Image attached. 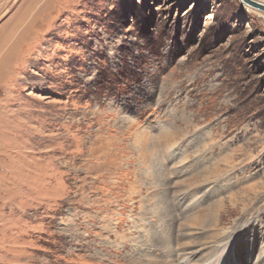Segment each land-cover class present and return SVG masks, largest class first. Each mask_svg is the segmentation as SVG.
Returning <instances> with one entry per match:
<instances>
[{"label": "rangeland", "instance_id": "obj_1", "mask_svg": "<svg viewBox=\"0 0 264 264\" xmlns=\"http://www.w3.org/2000/svg\"><path fill=\"white\" fill-rule=\"evenodd\" d=\"M6 7L0 264H264L263 11L240 0Z\"/></svg>", "mask_w": 264, "mask_h": 264}, {"label": "bare ground", "instance_id": "obj_2", "mask_svg": "<svg viewBox=\"0 0 264 264\" xmlns=\"http://www.w3.org/2000/svg\"><path fill=\"white\" fill-rule=\"evenodd\" d=\"M246 128V127H245ZM166 137H169L170 135H171V132L170 133H168V132H166L165 134H164ZM133 137H134V140H136L135 142L137 143L138 142V144H140V143H142V144H144V142H146L145 140H146V135H144V134H142V130L141 129H139L138 131L136 130V131H134V133H133ZM165 138V137H164ZM168 139H166V141H167ZM165 141V140H164ZM172 142V141H171ZM141 144V145H142ZM146 144H147V142H146ZM207 144V143H206ZM106 146V145H105ZM143 146V148L139 151V153L141 154V156H143V158L145 159L146 158V153H145V151H143V149H144V145H142ZM101 147H103L102 145H101ZM247 147V146H246ZM204 148V147H203ZM109 149V148H108ZM137 149H138V146H137ZM205 149H206V147H205ZM243 149V148H242ZM100 150H102L101 148H100ZM145 150V149H144ZM101 152V151H100ZM223 157H224V159L223 160H227V162H228V159L230 160V158H232V154H231V152H228V153H225V155H223ZM252 157V156H251ZM139 158V157H138ZM144 164L145 165H147L146 164V161H144ZM220 164V163H219ZM217 162H215V163H213V165H212V167L210 168V169H207V170H205V173H204V179L205 180H207V179H209L208 177V175L207 174H209L210 173V175L211 176H217L219 173H220V171H221V166L219 165ZM151 170V169H150ZM141 173H144V171H142ZM141 175H144V174H141ZM134 177L135 178H137V179H141V178H139V176L138 175H134ZM202 177V176H201ZM198 178V177H197ZM217 178V177H216ZM196 181V178L195 177H191L190 178V181ZM137 181H139V180H137ZM138 183V182H137ZM132 184V186H138V185H136L135 184V182H133V183H131ZM254 186V185H253ZM251 188V187H250ZM234 195V194H233ZM235 197L233 196V197H231V201L233 202V203H235ZM239 200H241V199H239ZM240 202V201H239ZM212 204V203H211ZM222 199L221 200H219L218 201V203H216V204H214L213 205V209H212V211L210 212V214L211 215H214L216 212H218L219 211V209L221 208L222 209ZM231 205V204H230ZM243 205V204H242ZM210 206V205H209ZM248 206V205H247ZM236 207V206H235ZM243 208H245V206L243 207ZM249 208V207H248ZM210 209V208H209ZM247 209V208H246ZM211 210V209H210ZM245 210V209H244ZM224 211V210H223ZM235 211V210H234ZM200 212V211H199ZM203 213H205V214H208L209 212H204V211H202ZM198 216H199V214H198ZM200 216H202L201 214H200ZM204 216V215H203ZM205 217H206V215H205ZM211 217V216H210ZM222 217V216H221ZM196 218H197V216H196ZM214 218V217H213ZM216 218V217H215ZM205 219H207V218H205ZM212 219V218H211ZM193 220H194V218H193ZM204 220V219H203ZM190 222V221H189ZM198 222V221H197ZM197 222L196 223H194L195 225L197 224ZM219 222V216L217 217V220H216V222L214 223V225L212 224V230L213 231H215L216 233H218V231H217V229L216 228H219L218 227V224L216 225V223H218ZM204 223H205V225L207 226V225H209V222L207 223V220H204ZM202 226V225H201ZM219 230V229H218ZM187 234V233H186ZM209 236V235H208ZM207 238V237H206ZM209 238H210V236H209ZM208 239V238H207ZM212 239V238H211ZM209 241H210V239H209ZM187 243V242H186ZM201 245V244H200ZM198 248H200V246L198 247ZM192 259V257H184V258H182L181 259V261H180V263L181 264H190V260ZM211 261V260H210ZM209 261V262H210ZM209 264H214V262H213V260L209 263Z\"/></svg>", "mask_w": 264, "mask_h": 264}, {"label": "water", "instance_id": "obj_3", "mask_svg": "<svg viewBox=\"0 0 264 264\" xmlns=\"http://www.w3.org/2000/svg\"><path fill=\"white\" fill-rule=\"evenodd\" d=\"M242 3L264 12V3L256 0H240Z\"/></svg>", "mask_w": 264, "mask_h": 264}, {"label": "crops", "instance_id": "obj_4", "mask_svg": "<svg viewBox=\"0 0 264 264\" xmlns=\"http://www.w3.org/2000/svg\"><path fill=\"white\" fill-rule=\"evenodd\" d=\"M7 10L8 8L6 7L5 11L0 12V21L6 22L11 18V16H9L10 14H7Z\"/></svg>", "mask_w": 264, "mask_h": 264}]
</instances>
